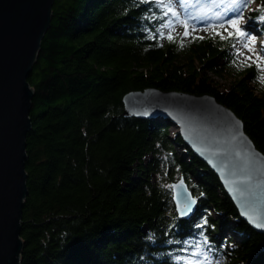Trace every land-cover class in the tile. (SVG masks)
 I'll use <instances>...</instances> for the list:
<instances>
[{
	"label": "trees",
	"instance_id": "trees-1",
	"mask_svg": "<svg viewBox=\"0 0 264 264\" xmlns=\"http://www.w3.org/2000/svg\"><path fill=\"white\" fill-rule=\"evenodd\" d=\"M254 1L247 27L264 36V0ZM172 13L163 0L54 1L27 78L34 96L20 264H180L176 255L194 247L225 264H264V234L179 132L168 135L169 120L122 116L130 91L208 94L264 154V92L254 88L263 73L230 52L237 31L178 35L168 31ZM223 73L232 76L226 91L211 78ZM156 175L184 178L198 202L192 220L178 218Z\"/></svg>",
	"mask_w": 264,
	"mask_h": 264
},
{
	"label": "water",
	"instance_id": "water-1",
	"mask_svg": "<svg viewBox=\"0 0 264 264\" xmlns=\"http://www.w3.org/2000/svg\"><path fill=\"white\" fill-rule=\"evenodd\" d=\"M55 0H0V264H20L22 208L28 194L26 137L32 123L34 90L27 81L50 28ZM124 117L163 118L218 177L240 217L264 234V154L241 120L208 94L130 91L122 98ZM168 190L179 219L198 202L184 178Z\"/></svg>",
	"mask_w": 264,
	"mask_h": 264
},
{
	"label": "rangeland",
	"instance_id": "rangeland-1",
	"mask_svg": "<svg viewBox=\"0 0 264 264\" xmlns=\"http://www.w3.org/2000/svg\"><path fill=\"white\" fill-rule=\"evenodd\" d=\"M169 4L173 16L176 21L175 24L168 28V31L178 35L194 34L205 35L207 31L229 29L235 30L229 21L237 20V27L242 28L246 35L239 36L238 40L231 47L230 52H234L237 59L244 63L256 62L263 73L262 83L255 85V90L264 92V47L263 34L255 31L252 23L248 25V12L256 7L254 0H163ZM246 28L247 31L245 30ZM218 65L222 61H217ZM211 75V74H210ZM214 79V85L220 91L228 90L232 76L223 73L220 77L211 75ZM179 130L175 126H170L167 133L173 138ZM174 152L178 156L187 158L184 151L177 145L173 146ZM150 156L145 157V161L150 160ZM157 181L165 187L170 186L178 179L175 175L172 180L156 175ZM172 197V194H171ZM215 216V214L213 213ZM191 220L194 216L189 217ZM227 238H231L232 242L238 243V237L230 232L224 234ZM214 253L202 247H194L190 250H184L180 255H176V260L180 264H225L221 254L214 257Z\"/></svg>",
	"mask_w": 264,
	"mask_h": 264
},
{
	"label": "snow or ice",
	"instance_id": "snow-or-ice-1",
	"mask_svg": "<svg viewBox=\"0 0 264 264\" xmlns=\"http://www.w3.org/2000/svg\"><path fill=\"white\" fill-rule=\"evenodd\" d=\"M262 19H264V17H262ZM229 23H230L234 28H236L237 34H238L239 36H244V35H246L245 32H244L241 28L237 27V20H230ZM185 35H187V32H185ZM169 38H171V37H169Z\"/></svg>",
	"mask_w": 264,
	"mask_h": 264
}]
</instances>
